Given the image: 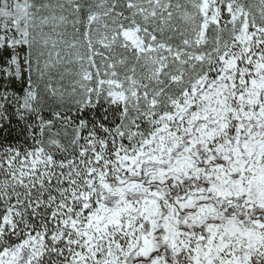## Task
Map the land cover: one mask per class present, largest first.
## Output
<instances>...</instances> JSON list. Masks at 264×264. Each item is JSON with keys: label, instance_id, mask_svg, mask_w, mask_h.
I'll use <instances>...</instances> for the list:
<instances>
[{"label": "snow or ice", "instance_id": "snow-or-ice-1", "mask_svg": "<svg viewBox=\"0 0 264 264\" xmlns=\"http://www.w3.org/2000/svg\"><path fill=\"white\" fill-rule=\"evenodd\" d=\"M0 264H264V0H0Z\"/></svg>", "mask_w": 264, "mask_h": 264}]
</instances>
